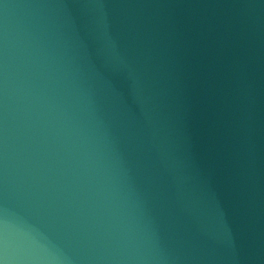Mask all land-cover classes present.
Wrapping results in <instances>:
<instances>
[{
	"label": "water",
	"instance_id": "water-1",
	"mask_svg": "<svg viewBox=\"0 0 264 264\" xmlns=\"http://www.w3.org/2000/svg\"><path fill=\"white\" fill-rule=\"evenodd\" d=\"M0 264H264V0H0Z\"/></svg>",
	"mask_w": 264,
	"mask_h": 264
}]
</instances>
